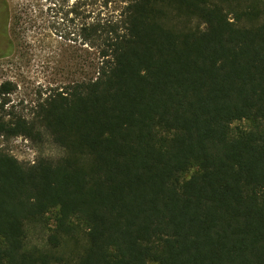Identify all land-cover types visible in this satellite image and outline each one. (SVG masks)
<instances>
[{
	"label": "trees",
	"instance_id": "obj_1",
	"mask_svg": "<svg viewBox=\"0 0 264 264\" xmlns=\"http://www.w3.org/2000/svg\"><path fill=\"white\" fill-rule=\"evenodd\" d=\"M66 1L81 79L32 119L0 85V137L59 151L0 145V264H264V0Z\"/></svg>",
	"mask_w": 264,
	"mask_h": 264
},
{
	"label": "rangeland",
	"instance_id": "obj_2",
	"mask_svg": "<svg viewBox=\"0 0 264 264\" xmlns=\"http://www.w3.org/2000/svg\"><path fill=\"white\" fill-rule=\"evenodd\" d=\"M9 6V35L14 50L0 58V85L6 81L14 85L6 95L5 109L32 119L39 99L70 80L81 79L80 73L75 74L79 59H73L71 52L61 56L53 52L58 47L61 8L66 7L63 0H9ZM0 145L22 161H34L39 152L59 154L50 142L37 145L23 136L0 137Z\"/></svg>",
	"mask_w": 264,
	"mask_h": 264
},
{
	"label": "flooded vegetation",
	"instance_id": "obj_3",
	"mask_svg": "<svg viewBox=\"0 0 264 264\" xmlns=\"http://www.w3.org/2000/svg\"><path fill=\"white\" fill-rule=\"evenodd\" d=\"M1 11H2V8L0 7V14H1ZM5 53V51H2L1 49H0V58H3V54Z\"/></svg>",
	"mask_w": 264,
	"mask_h": 264
}]
</instances>
